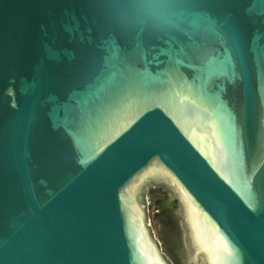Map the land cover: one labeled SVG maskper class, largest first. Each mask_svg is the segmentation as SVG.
Returning <instances> with one entry per match:
<instances>
[{"label":"water","instance_id":"obj_1","mask_svg":"<svg viewBox=\"0 0 264 264\" xmlns=\"http://www.w3.org/2000/svg\"><path fill=\"white\" fill-rule=\"evenodd\" d=\"M0 264H264V0H0Z\"/></svg>","mask_w":264,"mask_h":264}]
</instances>
